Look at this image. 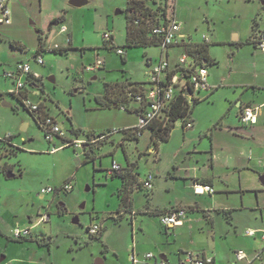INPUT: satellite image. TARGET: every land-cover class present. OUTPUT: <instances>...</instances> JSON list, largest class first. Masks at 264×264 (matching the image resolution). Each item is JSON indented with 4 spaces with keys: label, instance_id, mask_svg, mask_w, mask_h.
Returning a JSON list of instances; mask_svg holds the SVG:
<instances>
[{
    "label": "rangeland",
    "instance_id": "rangeland-1",
    "mask_svg": "<svg viewBox=\"0 0 264 264\" xmlns=\"http://www.w3.org/2000/svg\"><path fill=\"white\" fill-rule=\"evenodd\" d=\"M16 1L8 3L10 24H0V138L10 135L6 142H0V264H132V253L137 258H142L147 251L157 256L163 253L169 264H179L174 238L164 234L156 217H145L138 213L134 224L128 212L118 217L116 197L112 195V190L119 179L107 177L104 167H108L112 159L126 167L122 149L116 141L120 133L113 136L115 144L114 141L107 140L101 149H94V161L82 163L85 157L80 145L63 146L62 139L56 136L51 142L44 138V131L38 127L34 118L10 94L12 79L5 78V73L14 71L18 62L28 63L31 70L40 76L36 88L39 93L30 94L28 100L43 103L44 110L57 120L65 137H74L70 132L73 126L82 130L79 138H84L87 131L97 135L101 131L121 130L135 123L133 113L122 111L116 106L102 108L96 103L95 96L104 93L106 83L130 82L147 86L146 59L156 62L161 49L154 45L124 47V11L127 0H87V4L80 7L71 6L69 0H27L25 6L13 5ZM144 1L153 9L164 3V0ZM258 2L177 0L174 7L191 31L197 29L196 36L205 32L207 21L213 24L219 38L231 43L234 35H237V40L246 41L258 11L259 23L261 26L264 24V11ZM116 11L122 12L116 14ZM60 15L65 17L64 21L58 25L50 24L52 17ZM60 25H65L68 32L58 34ZM107 30L113 35L114 45L126 51L124 60L115 49L103 47V32ZM39 32L46 45H66V38L69 37L72 46L62 54L43 51V64L39 65L34 61ZM229 43L226 45L230 46ZM214 51L219 61L217 73L225 77L232 58L231 49L219 45ZM252 52L251 46H243L239 51L235 58L236 66H245L246 69L234 72L228 83L246 84L248 75L256 72L247 67L251 63H260ZM178 53L179 51L171 52L173 56L180 54ZM96 59L104 61L103 65L94 71H86L84 67L91 65ZM245 96L251 98L253 105L264 102L262 91L256 94L248 91ZM221 99L216 100L214 110L219 109ZM261 112L264 113V104ZM68 117L71 118L70 121ZM261 121L259 118L256 126ZM260 133L264 134V131H256L253 137L259 138ZM169 134L170 140L167 143H158L157 157L151 152L143 154L147 147L154 148L148 130L138 140L126 142L130 158L137 164L136 171L140 178L148 172L161 174L169 166L172 152L181 143V119L174 122ZM97 144L101 143H96L93 147ZM54 147L57 149L52 150ZM239 149L236 152V162L240 165V170L243 166L253 170L264 162V156L259 150L248 156V151L242 146ZM183 155L185 154H181ZM158 156L160 161L156 159ZM13 170L16 173L13 178H6L2 173ZM217 171L221 178L215 181V189H221L219 181L236 191H218L212 196H197V202L193 205L197 213L186 224L190 225L189 231L178 234V241L186 244L195 242L205 246L206 252L212 249L210 251L225 256L239 249H261L264 241L259 239V234L255 238L246 235L248 230L264 228L260 212L254 210L257 195L250 190L255 186L262 187L257 174L260 172L253 174L247 170L239 172L238 169L225 171L224 168ZM67 181L72 184L71 191L54 196L39 193L41 187L57 188ZM175 182L177 185L174 190L158 194L160 204L167 200L176 205L180 201L185 204L193 199L191 191L185 189L181 181ZM96 186L99 187L94 190ZM240 188L249 190L242 191L241 194L237 192ZM260 196L264 201V193ZM130 197L135 211L142 209L147 202L143 190H134ZM60 207L63 210L59 211ZM226 208L235 209L231 221L223 213ZM42 213L48 215V218L30 229L27 241L13 239L16 228H29ZM204 213L207 214L208 221H204ZM92 221L104 228L101 234L94 237L87 233V226ZM41 240L46 244H40ZM156 240L161 244L157 248L153 247Z\"/></svg>",
    "mask_w": 264,
    "mask_h": 264
},
{
    "label": "crops",
    "instance_id": "crops-1",
    "mask_svg": "<svg viewBox=\"0 0 264 264\" xmlns=\"http://www.w3.org/2000/svg\"><path fill=\"white\" fill-rule=\"evenodd\" d=\"M10 1L12 0H9L8 3ZM38 1L42 2V0H38ZM258 1H259L258 4L262 6V11H264V1L263 0H258ZM8 3H7V6H8ZM25 3H28V1L27 0H17L13 5L22 4L23 6H25L24 5ZM175 3H177V0L173 2V7L171 8L170 6L166 14L167 16H171L181 22L182 24L181 33L184 35V39H183V42L179 45L172 46L168 48L166 51L161 50V55L159 56V58L161 57L167 58L171 64H174L176 57L178 55L173 56L171 54L172 51H179V53H181L184 49L183 47L184 44L203 43L202 36L206 35L208 38L206 42V45H207L206 53L208 57L210 58V60H212L211 62H213V63L207 64V89L204 91H201L198 95L197 94L194 95L196 99V103L194 104L189 117L186 119V121L189 122L188 123L189 126L187 125L183 126V122H182L181 143L172 152L169 166L165 167V169L161 171L162 172L161 174L160 172L154 173V174L152 172H148L153 175V188L150 192H146L145 190L143 191L145 193H149V195L145 194L146 201H147L146 204L143 206L142 209H138V211H135L132 199L130 197V203L127 204V207L125 209H120L119 213L121 214V216H123L125 212H128L131 217V222L134 224V222H136V219H137L136 215L138 213H140L142 216H145V217H149V216L156 217L158 221V217L156 215L150 214L149 211L156 210L157 212H160V211L170 209V208H186L187 210L186 216L183 219L182 225L180 226H175L172 228H165L161 226L158 221V224L160 225L161 229L164 230V234L166 236L172 235L174 238V245L176 247L175 251L177 252V255H178L179 264H185L184 263V253L185 252H191L193 254H197V253L207 254L209 256H212L215 264H234L236 261L235 260L236 251L229 253L227 256L218 255L216 252L210 251L212 249H210L209 252H206L205 246L203 245L197 244L195 242L186 244L182 241L181 242L178 241V234L180 233L183 234L184 231H187V232L189 231L190 225L186 226V224L191 222L192 216L197 213V210H195V207L193 205L196 204L197 202L196 197L199 195L194 193L193 191L194 185L196 184L210 185L214 189L213 194H215L218 191L224 192V193H230L236 190L230 189L228 184H223L222 182H219V181L217 182L221 184L222 187L221 189H215V181L221 178V174L219 171H217V169L219 170V168H224L225 171L238 169L239 172L243 170H247V171H251L253 174H255L257 171V172H260V173H257L259 177L262 174H264V162L260 163L259 168H255L253 170L251 167H248V166H243L242 167L243 169L240 170L239 169L240 165H238L236 162L238 158V153L236 152L240 150L239 149L240 146H242L245 151L246 150L248 151V154H247L248 156L252 155V153L257 152V150H259V153L264 156V134L260 133L259 138L257 139L253 137L256 131L258 130L264 131V113L261 112V106L264 104V102L259 105H253L251 98H248L247 96H245V94L248 91H250L251 94H256L261 91L264 92V52L259 50L254 43L255 37L259 33L264 32V24L261 26L259 23L258 19H259L260 12L258 11L255 17L253 18V23L251 26V33L246 39V41L244 42L237 40L238 39L237 35H234L235 37L234 41H232L231 43H229L226 39L219 38L216 30L214 29V27H212L213 24H210V22H207V21L205 23V32H203L201 36H198V35L196 36L195 33L197 32V29L194 28L192 31L189 29L188 25H186V23L183 21L184 19L178 13V10H176V8L174 7L176 5ZM60 16H57L54 18H58ZM54 18L52 17V19ZM62 20L63 21L65 20L64 16H62ZM59 23H54L53 25H58ZM231 34L233 33H230V35ZM228 43L230 44V46L226 45ZM54 44L56 43H53L52 45L45 44V48H51ZM219 45H224L228 47L229 49H231L230 55L232 56V58L229 61L227 72L225 73V77L217 73V69H219V65H218L219 61L216 57L214 48L219 47ZM59 46L66 47V45H59ZM243 46H251L253 50L252 55L256 56L257 59L260 61V63L255 62L247 66L249 69L252 68L256 72H253L252 74H250V71H248L249 69H247L248 74L250 75H248L246 84H242V85L230 84L228 83V81L232 80V75H234V72L238 73L239 72L238 70L246 69L245 66L239 68L238 66H236V63H235L236 55L243 48ZM124 57H126V51H124ZM151 62H153L152 59L148 58V64ZM31 71L32 73L39 75L36 71H33V70ZM247 71H244V72H247ZM258 71H260V73H258ZM33 94L38 95L36 89L33 90ZM219 98H222L220 100L219 109L214 110L213 105H215L216 100ZM41 104L43 105V103ZM245 107H251L253 109V112L255 114L254 123H243L240 121L239 114L241 110H243ZM46 112L47 114L51 115L48 111ZM259 118H261L262 123L259 124V126H256L259 122ZM135 122H136V119H135ZM134 124L135 123H133L131 126H133ZM73 128H76V127H73ZM145 130H148L149 135H151V130L148 128H145L141 132V135L143 134ZM113 136L114 134L108 140H111L112 142L114 141L113 142L114 144L116 143V141L118 143L119 142L123 143V147L126 152V158H125L126 164H127V161L134 162L130 158V154L128 153V149L126 148V142H128L129 140L121 141V135H120L119 138H117V140L115 141ZM169 136L166 142L165 141H161V142L167 143L170 140ZM75 138L76 137H72V138L66 137V140L67 141L72 140V139L76 140ZM106 142L97 144L93 148V150L101 149L103 146L102 144ZM56 149L57 147H54L52 150H56ZM158 151H159V146H157L156 149L155 148L151 149L147 147L146 151H144L143 154H146V153L149 154V152H151L154 156L157 157ZM140 153L141 151L138 153V157H140ZM181 154H185V155L181 156ZM223 154L225 155L223 156ZM156 159L160 161L159 156ZM249 162H250V159H249ZM99 163H100V159H99ZM112 163L121 165L115 159H112L111 164ZM134 163L135 165H137L136 162ZM111 164L108 167H104V170L106 171L108 168H110ZM101 168L103 167H99V169ZM136 169L137 168L135 166L134 172L138 174ZM6 172L7 171H5V173ZM2 173L4 174L3 171ZM12 173H14V175L16 174L14 170ZM106 176L111 177L112 180H114V178L119 179L118 184L113 185L114 189L112 190V195L116 197V202H117L116 210H117L118 205H119L118 193L121 192L122 182L120 178L112 177L113 174L106 172ZM141 179L142 178H140L138 174L137 180L141 181ZM175 181H181L183 187L191 191L193 199H189L185 204L184 203L182 204L181 203L182 201H180V203L176 205V204H173L171 200H167L165 203L160 204L157 198L158 194L160 192L169 193L171 190H174V188L177 185ZM98 187L97 186L94 187V190H97ZM134 190H138V189L135 188ZM246 190H249V189L240 188L238 189L237 192H240L241 194H243L242 191H246ZM250 190H253L255 194L257 195V201L255 203L254 210L256 211L258 210L260 212L261 222L263 223L264 222V201L261 199L260 195L261 193H264L263 192L264 186L262 185L261 188L258 186H255L253 187V189H250ZM60 192L62 191L58 190L55 193H50V194L54 196ZM213 194H207V195L212 196ZM203 195H206V194H203ZM242 209H244L243 206H242ZM234 210H235L234 208H226L223 211L226 219H228L229 221L232 220V213ZM95 212H98V211L96 210ZM41 215H43L45 218H48V215L44 213H42ZM38 220L34 224H32L30 228L38 225ZM197 220L199 222L201 221L200 218H197ZM204 221H208L206 213H204ZM252 230L260 231V230H264V228H257V229H252ZM256 235L251 238H255ZM158 241L159 240L154 241L153 247L157 248L161 246V244ZM147 252L153 253L151 251H147ZM244 252L247 254L248 258L251 259L250 264H264V247H262L261 249L257 251H244ZM153 254L156 255L155 253ZM255 254H259V257L257 259L254 258ZM158 257H160L164 262L169 264L166 256L163 253L159 254Z\"/></svg>",
    "mask_w": 264,
    "mask_h": 264
},
{
    "label": "built area",
    "instance_id": "built-area-1",
    "mask_svg": "<svg viewBox=\"0 0 264 264\" xmlns=\"http://www.w3.org/2000/svg\"><path fill=\"white\" fill-rule=\"evenodd\" d=\"M9 0H0V24L9 25L10 24V10L8 9L7 3ZM173 0H164L162 7L165 8L166 12L170 8ZM264 1V0H263ZM161 11H156V17L160 16ZM150 17L145 19L146 25L149 28V37L154 39L159 48L166 51L168 48L179 45L183 42L184 35L181 33V22L176 20L171 16L166 15V20H149ZM144 18L140 16L135 17L133 23L139 25ZM68 30L65 25L58 26V34L67 33ZM104 42L109 46H113V35L111 31L107 30L103 32ZM203 42H207V36H202ZM68 43V37L66 38ZM254 43L256 47L264 52V32L259 33L255 39ZM58 44H54L51 48H59ZM115 47V45H114ZM116 52L120 55H124V50L120 47L115 48ZM34 61L42 65L43 60L41 55H37ZM102 60L96 59L91 65L84 67L86 71H94L103 65ZM146 75L148 77L147 86H138L137 92L133 94H128L127 97L130 99V105H122L119 107L122 111H127L128 109L133 110L132 113L136 116V122L131 127L123 128L129 136L141 135V131L145 129L151 121H164L168 118V113L171 104L174 100V95L181 93L185 100L191 104L192 100H196L194 95L199 94L201 91L207 89V63L205 61H197L191 57L184 49L176 57L174 64H171L167 58L161 57L156 62H151L148 65ZM30 76V77H29ZM32 76V77H31ZM24 77V78H23ZM29 77V78H28ZM5 78L12 79L13 87L10 89V93L18 95L23 92L26 87V79H37L39 75L32 73L31 68L28 63L18 62L14 71L5 73ZM137 87V86H136ZM187 90L190 94H186ZM38 93V92H37ZM191 100V101H190ZM26 107L38 113L39 106L38 103H32L28 100H24ZM135 108L139 109V112H135ZM239 119L243 123H254L255 114L251 107H245L241 110L239 114ZM189 126V124H187ZM42 130L44 131V138L51 142L53 137H60L66 139L62 129L59 127L57 120L50 116H44L42 122ZM118 130L112 129V132H117ZM108 133L104 132L97 139H104ZM10 135L1 138L3 141H7ZM68 140L66 145L81 146L93 143L95 140L77 139ZM124 169L119 164L112 163L110 168L107 169V173L113 174L114 172H121ZM142 188L146 192H150L153 188V175L151 173L146 174L142 179ZM68 192L72 190V184L70 181L65 182L61 186L54 187H42L39 193L44 195L48 193H55L56 191ZM195 194H213L214 189L210 185H199L196 184L193 187ZM186 208H170L160 211L157 215L159 224L165 228H172L175 226H180L183 223V219L186 216ZM92 218V217H91ZM45 217L40 216L38 223L43 221ZM30 227L20 230L16 228L13 232L14 238H19L20 236H26L30 232ZM101 225L92 221L87 226V233L91 236L97 235L100 231ZM259 234V237L264 241V230H248L247 236L253 237ZM259 254H255L254 258L257 259ZM235 263L234 264H250L251 259L248 258L247 254L243 250H237L235 252ZM132 264H167L160 257L154 255L153 253L146 252L142 255V258H137L133 253L131 255ZM184 263L185 264H215L212 256L204 253L193 254L191 252L184 253Z\"/></svg>",
    "mask_w": 264,
    "mask_h": 264
},
{
    "label": "trees",
    "instance_id": "trees-1",
    "mask_svg": "<svg viewBox=\"0 0 264 264\" xmlns=\"http://www.w3.org/2000/svg\"><path fill=\"white\" fill-rule=\"evenodd\" d=\"M159 10L161 11L160 16L158 17L159 20H166V10L164 7L161 6V4H159L156 8H151L149 6L146 5L144 0H127V6L126 9L124 11L125 14V18H126V29H125V44L124 47H139V46H158V43L152 39L151 37H149L148 33H149V28L148 25H146V21L145 19L147 17H150L149 20H151V22L157 21V15H156V11ZM140 16L141 18H144V20L139 24V25H135L133 23V20L135 19V17ZM62 21V16L58 17V18H54L50 21V24H54V23H59ZM41 32H39L38 35V43H37V55H41V53L43 51L49 50V51H53L55 53H66V51L71 48V39L68 37V43L66 44V47H59V48H45V40L42 39ZM12 45H16L14 43H11ZM103 47L109 48V49H115L116 46H109L107 43H105L103 41ZM184 50L191 56L193 57L195 60L197 61H205L207 64L213 63L211 62L212 60H210V58L208 57L207 53H206V43H195V44H184L183 45ZM122 48V47H120ZM123 49V48H122ZM124 50V49H123ZM34 56V58H35ZM123 60H124V55H122ZM146 64L148 65V58L146 59ZM30 77V76H29ZM28 77V78H29ZM32 77V76H31ZM40 78V77H39ZM39 78L37 79H26V87L24 89L23 92L19 93L17 96L12 94L14 97H16V99L21 103V105L24 107V109H26L29 114L34 118L36 124L38 125L39 128L42 129V122H43V117L47 116L49 114H47V112L44 110V106L41 103H38L39 106V110L38 113L31 110L30 108L26 107L24 104V100H26L30 94H33V90L34 88H38L37 86V81L39 80ZM137 86V87H136ZM139 86V83H106L104 85V93L102 95H96L95 96V101L96 103L100 106V107H110V106H116V107H120L122 105H130V99L127 97L128 94H133L135 92H137V88ZM37 92L39 93L38 89H36ZM37 93V94H38ZM34 95V94H33ZM196 103V100H192V103L189 104L185 98L182 96V94L179 92L177 94L174 95V100L171 104L169 113H168V118L164 121H151L149 123V125L146 127L148 129L151 130V135H150V141L151 143L154 145V148L156 149V147L158 146V143L161 141H166L169 133L172 129V127L174 126V122L177 119H182L183 122V126H186L189 122L186 121V119L189 117L192 108L194 106V104ZM127 111L131 112L133 110L128 109ZM135 112H139L140 110L137 108H135L134 110ZM69 121H70V117ZM144 130V129H143ZM142 130V131H143ZM141 131V132H142ZM70 132L72 133V135H74V137H76L77 139H79L80 135H82V130L79 128H71ZM104 132H99L97 133V135L91 134L89 131H87L85 133V137L88 140L94 139L95 141L91 144L88 145H83L82 151L84 153V160L82 163H87L89 161H94L95 159V155L93 154V145H95L96 143H103L106 142L113 134L115 133H120L121 135V141H125V140H136L138 139L137 136H129L127 135V132L124 131L123 129L118 130L117 132H112V130H109L108 133L109 135H107L104 139H97L100 135H102ZM60 138V137H58ZM84 138H80V139H84ZM63 141V146H70V145H66L67 140L64 138H60ZM0 142H5L0 138ZM119 146H121V149L125 155L126 158V152L124 150L123 144L121 142H119L118 144ZM19 150H21L19 148ZM135 163L134 162H128L126 164V167L121 171V172H114L112 177H118L121 179L122 182V188H121V192L118 193V198H119V205H118V209H117V214L118 217H121L120 209H125L127 207V204L130 203V194L134 191V189H138V190H143L142 188V183L141 181L137 180V173L134 172V168H135ZM107 172V170H106ZM5 174V172H4ZM147 195H149V193H145ZM63 210V207L59 208V211ZM147 213V212H145ZM150 214L152 215H158L159 212L155 211H149ZM226 214V213H225ZM104 229V228H103ZM102 226L100 231L97 233L101 234L103 232ZM30 235L27 234L26 236H20L19 238H14L13 239L15 241H27L28 237ZM95 235V236H97ZM90 237H94L89 235ZM8 240H11V238H8ZM46 244L44 242V240L40 241V244Z\"/></svg>",
    "mask_w": 264,
    "mask_h": 264
},
{
    "label": "water",
    "instance_id": "water-1",
    "mask_svg": "<svg viewBox=\"0 0 264 264\" xmlns=\"http://www.w3.org/2000/svg\"><path fill=\"white\" fill-rule=\"evenodd\" d=\"M68 3L71 5V6H74V7H80V6H83L85 4H87V0H69ZM122 11H116V14H119L121 13ZM186 94H190V91L187 90ZM191 101V100H190ZM7 106H9V104H6ZM5 176L6 178H13L15 175L14 173H12L11 171H7L5 173ZM259 180L261 182V184L264 186V174H262L260 177H259ZM74 223H77V220H74L73 221ZM163 258V257H162ZM96 264H100V262H97Z\"/></svg>",
    "mask_w": 264,
    "mask_h": 264
}]
</instances>
